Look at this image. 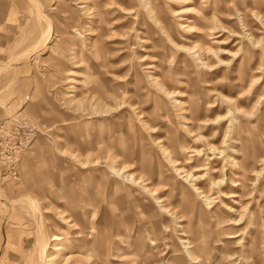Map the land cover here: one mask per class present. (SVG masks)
Masks as SVG:
<instances>
[{
	"label": "rangeland",
	"instance_id": "obj_1",
	"mask_svg": "<svg viewBox=\"0 0 264 264\" xmlns=\"http://www.w3.org/2000/svg\"><path fill=\"white\" fill-rule=\"evenodd\" d=\"M184 1L0 0V264H264V0Z\"/></svg>",
	"mask_w": 264,
	"mask_h": 264
},
{
	"label": "bare ground",
	"instance_id": "obj_2",
	"mask_svg": "<svg viewBox=\"0 0 264 264\" xmlns=\"http://www.w3.org/2000/svg\"><path fill=\"white\" fill-rule=\"evenodd\" d=\"M175 1H177V0H175ZM180 2L181 3H183V4H186L187 3V1H181L180 0ZM149 3H150V1H149ZM147 5V4H146ZM150 5V4H149ZM154 13V9L151 7L150 8V11H148V14H152V16H153V19L156 21V23L160 26V27H162L161 26V23H160V21L157 19V17L153 14ZM191 13H193V11L190 9V8H186V9H184V10H182V12L180 13V14H191ZM133 14H135V13H133ZM137 15V14H136ZM39 16H42V15H39ZM132 16V15H131ZM42 18L46 21V26H45V28H44V30H43V33H42V35H41V39L39 40V46L40 45H43V43L45 42V41H47L48 40V38H49V32H50V22H49V20H47L46 19V16L45 17H43L42 16ZM135 18V17H134ZM140 19V18H139ZM263 23V22H262ZM46 28L48 29L47 30V32L46 33H44L45 32V30H46ZM162 30H163V28H161ZM37 39H39V36L37 37ZM36 41V40H35ZM37 42V41H36ZM36 42H35V44H36ZM145 41H142V43H144ZM145 68H148V69H151V68H153L152 66H145ZM156 79V78H155ZM161 88V87H160ZM162 89H164V88H162ZM180 103V102H179ZM194 105V104H193ZM192 105V106H193ZM189 109L191 110V108L189 107ZM195 152V151H194ZM200 152H198V151H196V154L198 155ZM177 170V169H176ZM179 172V171H178ZM182 173V172H181ZM187 174V173H186ZM193 179V176H191L189 173L186 175V181H188L189 180V183L191 182V180ZM202 180L201 178H197L196 177V180L194 181L195 183H196V181L197 180ZM194 180V179H193ZM194 183V184H195ZM217 184H222L221 182L220 183H217ZM190 186V188H191V190H192V192H189V193H191V194H189V193H182V199H183V202H182V204L180 203L179 205H177V207L179 206V207H183L184 206V204L187 202V204H188V201L190 200V198H193L194 196H193V193L196 195V196H202V198H205L207 201H211V199L210 198H208L205 194H204V192L203 191H201V190H199L198 188H196V185H193V184H190L189 185ZM152 191V190H151ZM152 194V193H151ZM150 194V195H151ZM158 197V196H157ZM30 198V197H29ZM24 200V199H23ZM154 200H156V199H154ZM26 203H28L27 205H32V206H36V203L34 202V201H32L31 199H26V200H24ZM186 201V202H185ZM24 202V203H25ZM156 202L158 203V200H156ZM162 201H160V203H161ZM159 203V204H160ZM186 204V205H187ZM160 209H161V211L162 212H164V213H166V214H169L170 213V210L167 208V207H163V206H160ZM57 240H59V237H56V236H54V237H52L51 239L49 238V237H46V239H45V242H44V245H43V247H41V245L40 246H35V248H34V250H33V253L35 254L34 256H33V264H47V262L49 263V257H47L46 256V253H45V250H46V245L49 243V242H52V241H57ZM198 240H200L199 239V237L197 236L195 239H190V238H188V237H185V238H182V240H181V244L182 245H185V247H184V249H185V253H186V255L188 256V257H191V258H193V259H195L196 257H194V256H196L198 253L197 252H199L201 249H202V247H201V242H198ZM49 241V242H48ZM206 243V242H205ZM204 243V244H205ZM32 253V254H33Z\"/></svg>",
	"mask_w": 264,
	"mask_h": 264
},
{
	"label": "crops",
	"instance_id": "obj_3",
	"mask_svg": "<svg viewBox=\"0 0 264 264\" xmlns=\"http://www.w3.org/2000/svg\"><path fill=\"white\" fill-rule=\"evenodd\" d=\"M2 36H0V38H1ZM1 44H2V42H1Z\"/></svg>",
	"mask_w": 264,
	"mask_h": 264
}]
</instances>
